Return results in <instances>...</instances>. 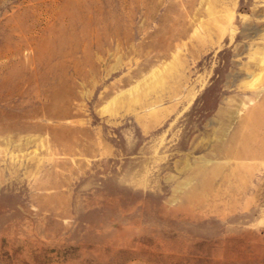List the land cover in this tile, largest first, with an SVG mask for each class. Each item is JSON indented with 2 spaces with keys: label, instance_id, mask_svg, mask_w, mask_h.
Returning a JSON list of instances; mask_svg holds the SVG:
<instances>
[{
  "label": "rangeland",
  "instance_id": "1",
  "mask_svg": "<svg viewBox=\"0 0 264 264\" xmlns=\"http://www.w3.org/2000/svg\"><path fill=\"white\" fill-rule=\"evenodd\" d=\"M0 264H264V0H0Z\"/></svg>",
  "mask_w": 264,
  "mask_h": 264
}]
</instances>
